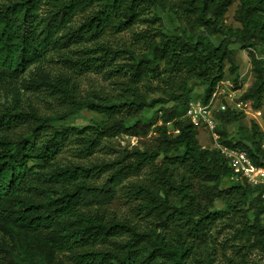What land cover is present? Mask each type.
<instances>
[{
  "label": "trees",
  "instance_id": "trees-1",
  "mask_svg": "<svg viewBox=\"0 0 264 264\" xmlns=\"http://www.w3.org/2000/svg\"><path fill=\"white\" fill-rule=\"evenodd\" d=\"M126 33L129 44L108 40ZM257 47L263 57L250 53L254 81L240 99L260 110L264 0H0V101L14 96L0 105V264L264 259V187L204 148L187 117L192 82L207 104L229 66L240 88L239 52ZM88 74L110 89H82ZM82 110L103 119L67 124ZM243 117L230 105L216 113L220 142L264 168L257 124L239 137L220 129ZM126 137L137 143L123 146Z\"/></svg>",
  "mask_w": 264,
  "mask_h": 264
},
{
  "label": "rangeland",
  "instance_id": "rangeland-1",
  "mask_svg": "<svg viewBox=\"0 0 264 264\" xmlns=\"http://www.w3.org/2000/svg\"><path fill=\"white\" fill-rule=\"evenodd\" d=\"M160 13L162 14V17L165 20V15L161 13L160 11L154 10L152 11L150 18L153 17L154 13ZM237 12H238V2H236L228 11L226 15V21L225 24L229 27L237 28L240 27V23L237 18ZM142 25V24H141ZM149 25V24H145ZM155 28H157V25L155 24ZM140 28H145V26H141ZM132 35L130 33L121 34V35H109L108 40H110L112 43L115 44H124V43H130L132 40ZM250 53H254L258 58L263 57V52L261 47H257L255 50L248 51V50H240L239 52V60L241 64V70H240V89H236L237 86L234 83V77L231 76L228 73V68H226V76L224 80L218 85L216 91L212 95L210 101L206 104L204 103V93L205 88L199 85L197 82H192L194 86V91L191 95V100L189 103L190 105H193L195 107L198 106H209V109L213 115L216 114V112L222 110V106L227 103L229 100V104L231 105V99L236 100L238 99L243 93L247 91V89L252 85L254 81L253 73H252V62L250 58ZM44 67L47 69H53L57 70V66L52 63H45ZM36 67L31 68L26 74L24 79H28L30 73L32 71H35ZM111 86V81L106 79L102 74H88L82 79V89L85 91H89L91 89H102L105 88L106 90H109ZM14 96L7 97L6 99H2L0 101V105H5L9 101L13 99ZM27 95L24 96L26 98ZM159 95H151L150 100L157 99ZM160 107V105L155 106L154 108L148 109L144 112L143 117L145 119H151L154 117L155 111ZM244 117L231 125H220V129L226 131L230 136H244V135H252L253 134V125L257 124L260 128V131L264 133V107L260 110H255V105L252 101H249L247 104V107L244 108L243 111ZM216 116V115H215ZM103 117L90 112L88 110H82L72 117L69 118L67 124H75L77 126H86L94 124L100 120H102ZM64 122L61 121L59 123H55V125H63ZM198 129V139L200 144L204 148L208 149H215L217 147V143L221 144V137L218 135V140L216 141L213 133L211 130L203 123H201L199 126H197ZM120 142L123 146L128 145H135L137 143V140L135 138H124L120 139ZM263 144H264V138H263ZM215 208L219 210L225 209V206L217 202L215 204ZM256 264H264V259H262L260 256L256 255L254 257ZM217 264H225L221 258H218Z\"/></svg>",
  "mask_w": 264,
  "mask_h": 264
},
{
  "label": "built area",
  "instance_id": "built-area-1",
  "mask_svg": "<svg viewBox=\"0 0 264 264\" xmlns=\"http://www.w3.org/2000/svg\"><path fill=\"white\" fill-rule=\"evenodd\" d=\"M241 96L236 100L231 99V105L229 104V100H227L228 102L222 106V110L220 111H226L229 105L233 110L243 111L244 108L247 107L248 102L242 101L240 99ZM215 115L211 113L208 105L198 107L190 105L187 110V117L191 119L193 124L196 127L201 123L205 124L211 130L215 140L217 141L218 134L216 129L218 126V121L216 120ZM215 149L222 153L238 178L245 179L253 187H264V168L255 166L244 151L228 148L218 143Z\"/></svg>",
  "mask_w": 264,
  "mask_h": 264
}]
</instances>
